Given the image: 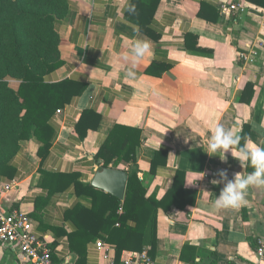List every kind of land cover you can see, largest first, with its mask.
I'll use <instances>...</instances> for the list:
<instances>
[{
    "label": "crops",
    "instance_id": "crops-1",
    "mask_svg": "<svg viewBox=\"0 0 264 264\" xmlns=\"http://www.w3.org/2000/svg\"><path fill=\"white\" fill-rule=\"evenodd\" d=\"M68 2V17L56 25L63 66L46 81L70 79L87 88L56 113V135L43 163L36 140L20 143L21 151L12 161L15 178L0 177L2 209L27 213L36 232L50 243L55 262L66 255L75 264H108L104 259L108 254L121 264L130 253L149 252L150 246H145L119 254L114 244L97 238L85 246L81 260L71 250L68 234L74 228L65 215L77 204L90 207L91 200L78 198L71 186L41 204V197H46L39 186L42 169L78 174L79 182L91 185L101 169L96 154L111 130L123 125L140 129L143 141L137 162L120 170L128 175L137 172L148 196L161 199L178 171L186 174L187 189L199 191L194 207L173 206L167 213L160 212L156 252L149 254L153 260L158 264H264L255 249L257 240L264 238V187L249 188L247 203L239 208L214 211L215 196L224 185L212 181L220 179L221 170L227 171L228 179L236 173L246 175L247 164L242 167L231 152L222 160L204 151L216 125L242 136L248 124L247 137L264 147V128H260L264 122V8L247 0H160L148 25L156 38H150L128 16L131 0ZM203 4L212 10L199 15ZM231 4L244 11L222 14L221 7ZM189 34L196 39L187 38ZM136 39L148 40L150 52L135 69L137 79L125 78L130 62L123 53L130 51ZM152 63L172 68L159 77L158 69L147 73ZM247 83L255 86L249 105L241 102ZM9 85L17 91L20 82L9 79ZM85 111L95 112L101 120L82 140L77 126ZM14 181L17 186L4 192ZM99 242L105 250L97 248ZM18 263L16 249L0 243V264Z\"/></svg>",
    "mask_w": 264,
    "mask_h": 264
},
{
    "label": "trees",
    "instance_id": "trees-1",
    "mask_svg": "<svg viewBox=\"0 0 264 264\" xmlns=\"http://www.w3.org/2000/svg\"><path fill=\"white\" fill-rule=\"evenodd\" d=\"M247 1L264 8V0ZM131 3L135 4L136 11L128 12V16L139 24L142 34L156 38L150 34L148 25L157 13L160 0H131ZM206 9L212 10L211 6L203 4L198 14L202 15ZM69 11L68 0H0V177L3 179L15 178L17 171L12 161L21 151L20 143L24 140H36L41 145L38 154L41 162L47 159L56 135L53 126L56 113L87 88L86 84L70 79L56 83L46 81L48 75L63 66L56 25L68 17ZM216 14L218 18L219 13ZM189 37L196 39L192 34ZM170 68L172 66L152 63L147 73L153 74L158 69L157 75L161 77ZM9 79L20 82L17 91L10 87ZM254 87L247 83L241 102L251 104ZM100 118L93 111L83 113L77 126L82 140L90 128H98ZM243 128L242 137H247L248 124ZM142 141L140 129L116 125L95 160L101 169H120L122 165L134 164ZM160 153H156V158ZM153 162L152 169L156 165L155 160ZM247 171L250 173L253 169L247 165ZM185 180L186 174L178 171L172 187L158 199L154 194L148 196L137 172L131 173L123 201L79 182L78 174L42 169L39 186L46 192L41 204L71 186L78 198L91 200L90 207L77 204L65 215L74 228L68 234L71 250L82 260L85 246L97 238L114 244L119 254L150 246L149 254L154 256L160 212L167 213L173 206L185 210L196 205L199 191L187 189ZM256 246L257 243L255 249Z\"/></svg>",
    "mask_w": 264,
    "mask_h": 264
},
{
    "label": "clouds",
    "instance_id": "clouds-1",
    "mask_svg": "<svg viewBox=\"0 0 264 264\" xmlns=\"http://www.w3.org/2000/svg\"><path fill=\"white\" fill-rule=\"evenodd\" d=\"M128 11L135 13V4L130 2ZM132 27L134 31L137 30V26L132 25ZM149 52L150 42L148 40H134L130 51L123 53V59L130 62L125 78L137 79L135 69ZM260 128H264V122L261 123ZM242 139L244 140L243 144H241ZM204 151L210 156L219 155L222 160L226 153L231 152L242 167L247 164L253 169L246 175L236 173L233 179H228L226 170H221L218 173L220 179L213 180L212 183H223L224 187L221 189L220 194L215 196L212 204L214 211L239 208L247 203L246 194L249 188L264 187V147L254 144L248 137L234 134L232 129L226 130L223 125H216Z\"/></svg>",
    "mask_w": 264,
    "mask_h": 264
},
{
    "label": "built area",
    "instance_id": "built-area-1",
    "mask_svg": "<svg viewBox=\"0 0 264 264\" xmlns=\"http://www.w3.org/2000/svg\"><path fill=\"white\" fill-rule=\"evenodd\" d=\"M244 8L231 4L223 5L221 12L229 15L233 12H243ZM257 56V53H254ZM246 59V58H245ZM61 111H58L60 114ZM17 183L14 181L4 187V192L15 188ZM0 243L2 245L11 246L16 249L18 254V264H75L69 260L68 256H64L61 261L53 260V250L46 238L41 237L36 232L35 223L27 213L22 210H14L5 212L1 206L0 198ZM100 251L106 249L104 243H97ZM256 253L260 263H264V238L257 240ZM104 259L108 264H115L108 254H104ZM121 264H158L151 258L147 250L142 252H134L128 254L122 260Z\"/></svg>",
    "mask_w": 264,
    "mask_h": 264
},
{
    "label": "water",
    "instance_id": "water-1",
    "mask_svg": "<svg viewBox=\"0 0 264 264\" xmlns=\"http://www.w3.org/2000/svg\"><path fill=\"white\" fill-rule=\"evenodd\" d=\"M127 182L128 173L126 171L102 168L96 173L91 185L123 201L126 195Z\"/></svg>",
    "mask_w": 264,
    "mask_h": 264
}]
</instances>
